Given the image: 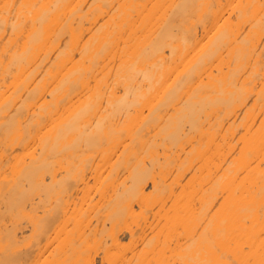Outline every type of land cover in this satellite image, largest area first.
Instances as JSON below:
<instances>
[{
    "label": "bare ground",
    "instance_id": "bare-ground-1",
    "mask_svg": "<svg viewBox=\"0 0 264 264\" xmlns=\"http://www.w3.org/2000/svg\"><path fill=\"white\" fill-rule=\"evenodd\" d=\"M0 264H264V0H0Z\"/></svg>",
    "mask_w": 264,
    "mask_h": 264
}]
</instances>
